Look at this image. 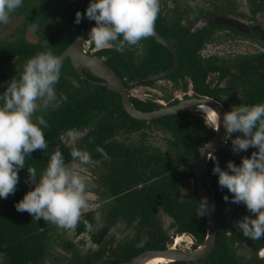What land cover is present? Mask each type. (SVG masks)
<instances>
[{
  "label": "trees",
  "instance_id": "obj_1",
  "mask_svg": "<svg viewBox=\"0 0 264 264\" xmlns=\"http://www.w3.org/2000/svg\"><path fill=\"white\" fill-rule=\"evenodd\" d=\"M192 1L174 0L175 4L170 8L168 0H164L155 24L162 35L174 42L179 53V68L171 76L176 87L179 86V78H183L185 82L180 84L181 87L189 89L190 77L195 96L213 97L229 111L240 103H264V54L257 56L261 64H253L252 57L233 60L206 57L202 52L207 43L214 41L215 31L228 27L212 24L193 31L182 24L185 15L198 18L223 14L256 19L258 12L264 14V0H248L250 14L240 11L236 0H208V5L203 6L192 4ZM89 3L90 0H24L23 7L10 17V20L22 19L14 37L2 38L0 34V92L13 77H19L28 59L49 50L60 56L94 24L95 21L86 16L81 23H75L76 12L84 13ZM4 25L0 24V28ZM34 26L37 27L35 40L28 32ZM258 37L264 41V29ZM89 53L111 66L129 90L152 85L154 82L144 79L170 68L174 62L171 51L157 42L154 36L120 50L115 45L98 49L90 40ZM84 74L86 77L77 72L70 59L67 60L56 85L59 103L36 113V116L43 115L48 122L49 126L44 129L48 147L26 158L15 193L7 199L0 198V264H47L51 238L55 236L57 227L43 219L36 221L28 212H18L15 204L34 187V184L25 182L29 175L27 167H35L39 176L57 149L64 154L65 163L70 167L78 161L70 155L73 144L89 151L92 161L98 164L93 171H101L98 182L105 186V191L100 194L106 196L107 202L86 214L77 227L78 234H90L96 249L84 253L73 241L61 237L62 247L73 255L68 264H96L105 256H118L120 261L132 260L146 249L164 248L159 245L160 241L169 238L164 216L171 218V228L176 232L188 233L200 242L206 238L207 213L203 216L196 214L201 199L192 182L197 159L216 132L208 126L211 123L196 111L150 122L138 120L125 110L121 95L112 90L103 78L87 69H84ZM211 75L213 77L208 81ZM165 100L174 102L168 98ZM132 101L143 111L163 106L155 97L143 99L133 96ZM72 131L83 132L84 135L68 144L65 136ZM156 131L167 135V147L150 146L149 135ZM123 136L129 140H121ZM98 147L104 149L107 158L97 151ZM253 151L257 149L234 153L229 139L214 153L215 159L209 162L217 193V244L204 264H264V258L259 255L264 248V238L251 240L235 226L239 213L254 214L249 213L243 203L231 202L232 194L227 188L219 187L218 175L212 171L217 161L222 168L227 167L229 160L239 165L242 158L251 156ZM225 195L229 196L227 202ZM119 225L133 233L114 246L118 236L112 234L111 229ZM146 227L156 228L149 233L151 242L136 246L140 233ZM244 245L250 248V256L241 253ZM120 261L107 264H119ZM172 264L193 263L178 261Z\"/></svg>",
  "mask_w": 264,
  "mask_h": 264
},
{
  "label": "clouds",
  "instance_id": "obj_2",
  "mask_svg": "<svg viewBox=\"0 0 264 264\" xmlns=\"http://www.w3.org/2000/svg\"><path fill=\"white\" fill-rule=\"evenodd\" d=\"M23 4L24 0H0V24H7L12 13ZM158 14V0H90L84 13L76 12L75 23H81L85 16L95 21L88 39L98 49L115 45L120 50L152 37ZM61 68V57L50 50L40 52L28 59L19 77H13L0 92L2 199L15 193L26 158L48 147L44 132L48 122L36 113L45 111L56 99ZM206 119L211 123L208 126L215 130L223 127L225 140H231L234 153L257 149L251 156L243 157L239 165L229 160L227 167L222 168L217 161L212 171L218 175L219 187L227 188L232 194L231 202L243 203L248 212L254 214L245 215L236 223V228L244 237L260 240L264 238V103H240L222 115L214 110L211 120L207 116ZM97 151L107 158L103 148L98 147ZM70 155L82 164L92 161L91 153L75 144ZM208 158L215 159V156L211 154ZM27 171L25 182L34 187L16 202V210L28 212L36 221L43 219L63 228H74L88 208L85 179L66 165L59 149L50 156L46 169L39 176L35 167H27ZM224 199L229 201V196L225 195ZM207 204V198H203L196 214L205 215ZM262 253L264 248L259 253L264 258Z\"/></svg>",
  "mask_w": 264,
  "mask_h": 264
},
{
  "label": "water",
  "instance_id": "obj_3",
  "mask_svg": "<svg viewBox=\"0 0 264 264\" xmlns=\"http://www.w3.org/2000/svg\"><path fill=\"white\" fill-rule=\"evenodd\" d=\"M162 0H158L159 9H161ZM95 24V23H94ZM89 26L83 34H81L59 57H61L62 68L67 60H71L74 68L83 75V69L86 68L93 74L103 78L109 87L115 92L119 93L122 97V102L125 110L134 118L141 121H153L162 119L166 116L182 114L191 110H202L205 104L214 108L221 115L226 112V108L218 101L212 98H189L180 101L176 104L164 106L157 110L143 111L135 106L131 96L126 88L121 77L118 73L109 66L102 58L92 55L86 51V44L90 41L88 39L91 28ZM154 38L157 42L163 44L169 48L175 56L174 65L166 71L155 73L149 79H163L173 74L179 66V56L174 45L164 37L156 28L154 31ZM61 68V69H62ZM228 141V140H227ZM227 141L225 140V130L221 126L219 130H216L214 137L205 145L200 156L197 159L195 166V180L196 188L199 198H207V235L203 242H198L196 249L185 250L178 247H171L164 250H150L143 252L136 256L132 262L124 264H148L151 260L158 257H165L167 262L165 264H172L174 262H195L206 261L211 253L214 251L217 244V223H216V211H217V193L213 186L211 174L209 171V155L214 154L219 149L223 148ZM149 229H145L142 232V239L139 244H142L146 240H150ZM173 241L170 238L169 242ZM104 260L98 264H103Z\"/></svg>",
  "mask_w": 264,
  "mask_h": 264
},
{
  "label": "flooded vegetation",
  "instance_id": "obj_4",
  "mask_svg": "<svg viewBox=\"0 0 264 264\" xmlns=\"http://www.w3.org/2000/svg\"><path fill=\"white\" fill-rule=\"evenodd\" d=\"M163 1L164 0H162L161 9H159V11H161L162 7L164 6ZM196 1H198V0H194L191 3L192 4H198V3H196ZM236 1L238 3V0H236ZM246 1H247V4H248V7H249V12H245L242 9V7H240L239 3H238V7H239L240 11H243V12H245L247 14H250L251 12H250L249 1L248 0H246ZM168 2H169V5H170V8L172 6H174V4H175L174 0H168ZM208 2H209L208 0H203L204 4H207ZM263 16H264V14L260 13V12H258L256 14V19H251V18H248V17L240 16V15L225 16L223 14L208 15L207 17H198V18H193V15H191V16L185 15L183 17V19H182V24L185 25V26L191 27V29L193 31L198 29V28H200V27H203L205 25L206 26L207 25L211 26L212 24H218V25H222V26L228 27L227 29H223V30L218 29V30L215 31L214 41H211V42L207 43L206 48L202 52L204 54V56H206V57H208V56H217V57H221L222 59H227V60L252 57L253 59H252L251 62L253 64H261V59H260V57L258 58L257 56H260V55L264 54V41L261 38L258 37V36H260L263 33V29H264V17ZM260 24H262L263 26H260ZM235 30L240 32V33H242V34H247V35L246 36H244L242 34L236 35L235 32H234ZM249 35L250 36H256L258 39L250 37ZM225 39H229L230 41L235 42V43H237L238 41H242V40H243V43H246V40H253L255 42L254 45L256 46L255 47L256 51L238 50V52H237L236 50H232V49L227 48L225 51H222V52L220 51V52H214L213 53L212 49L210 50V48H209L210 46L216 45V43L218 41H222V40H225ZM168 40L174 45V47H175V49L177 51V48H176L174 42H172L170 39H168ZM89 47H90V42H88L86 44V49H87L88 53H89ZM167 49L169 51H171L169 48H167ZM171 53L174 56V53L172 51H171ZM177 53H178V51H177ZM178 56H179V53H178ZM179 61H180V57H179ZM174 62H175V56H174ZM174 62H173V65H174ZM179 65H180V62H179ZM178 68H179V66H178ZM178 68H177V70H178ZM84 69H86V68H84ZM84 69H83V76L86 77V75L84 74ZM168 69H166V70H168ZM166 70H164V71H166ZM161 72H163V71H161ZM155 73H160V72H155ZM155 73H152L149 77L144 79L147 82H154L152 85H141V86L134 87V88H132L130 90L126 86L128 92H129V94L131 96V99H132L133 96L145 99L144 97H141V96H139L137 94V92H139L140 89L143 88V87L144 88H151V89H154L152 87H155L154 90H149V92H145V94L148 95L146 97L147 98L155 97L157 102L163 104L162 107L176 104L175 101H177V100H178V102H180V101H183V100H186V99H189V98H206L207 97V98L214 99L213 97H210V96H195V91H194V88H193L192 79L190 77H188V82H190L189 89L184 90L181 87V85H180L181 83L185 82L183 80V78H179V86L176 87L174 79H171V76L174 73L171 74L170 76L166 77V78H163V79L150 80L149 78L152 75H154ZM212 77L213 76L211 75V77H209L208 81H210V79ZM161 81H167L170 84V86H161L159 88H156L157 87V83H159ZM164 96H166V97L164 98ZM167 98L170 99V101H174V102L173 103H169L168 101L165 100ZM214 100H216V99H214ZM216 101H218V100H216ZM218 102H220V101H218ZM222 105L224 106V104H222ZM162 107H160V108H162ZM160 108H158V109H160ZM155 110H157V109H155ZM226 110L229 111L227 108H226ZM191 111H196L200 116H202L205 120H207L205 113H203L202 111H199V110H191ZM187 112H189V111H187ZM149 138H150V135H149ZM166 138H167V135H165L164 141H166ZM165 143H167V142H165ZM150 146L154 147V146H157V145L151 143ZM163 147H167V145L165 144V146H163ZM91 162H93V161H91ZM192 184H193V186L194 185L196 186L195 176H194V180H193ZM164 226H165V224H164ZM170 227H171V225H170ZM145 229H149V233H150L151 230L156 229V228H154V227H146V228H144L142 230V232ZM142 232L140 233L139 240L136 242V246H143L144 244H146L147 242H151V240H152L150 238L149 234H148L150 240H148V241L146 240L142 244H139L140 240L142 239ZM132 233H131V236H132ZM186 237H189V239L191 241L186 240L185 239ZM170 238L173 239V241L171 243L169 242ZM124 239L125 238L116 239L114 241V246H118L119 244L124 242ZM198 242H200V241L196 237H193L192 235H190L188 233H178V232L175 231V232H173V234L169 233V238L166 241H160L159 242V245L165 246L164 248H149V249H146L145 251H142L141 253L146 252V251H150V250H161V249L164 250V249L171 248V247H174V246L178 247V248H182L181 245H184V244L187 245V248H182V249L194 250V249H196V245H197ZM94 244H95L94 248L89 249V250H82L80 246H78L77 244L76 245H77V247H79V249L82 252L86 253V252H88L90 250H94V249L97 248L96 243H94ZM62 246H63V244H62ZM65 250L68 251V249H65ZM68 255H70V259H72L73 255H72L71 251H68ZM135 257H133L132 260ZM69 260L67 261V264L70 262ZM102 260H104L103 264H107L110 261L119 262L120 261V257H118V256H105V257L101 258L96 264H98ZM132 260H121L119 264L129 263V262H132ZM206 261H204V262L203 261H195V262H191V263H193V264H204ZM47 264H48V262H47Z\"/></svg>",
  "mask_w": 264,
  "mask_h": 264
},
{
  "label": "rangeland",
  "instance_id": "obj_5",
  "mask_svg": "<svg viewBox=\"0 0 264 264\" xmlns=\"http://www.w3.org/2000/svg\"><path fill=\"white\" fill-rule=\"evenodd\" d=\"M196 3L200 4V6H203L204 4L203 0H198L196 1ZM238 3L240 4V7H242V9L245 12H249V7H248L246 0H238ZM21 23H22L21 18H13L12 20H10L6 25L0 28L1 37L2 38H13L15 33L18 30V27L21 25ZM260 26H263V25L260 24ZM36 28L37 27L35 26L31 27L30 30L28 31L30 32L29 35H31V38H33L34 40L37 39V36L35 34ZM254 44L255 42L253 40H246V43H243V40L235 43V42L230 41L229 39H225L222 41H218L216 45L210 46L209 48L210 50L212 49L213 53L225 51L227 48L236 50L237 52L238 50L256 51L255 49L256 46ZM161 86H170V84L167 81H161L157 83L156 88H159ZM152 88L155 89V87H152ZM154 89L143 87L140 89L139 92H137V94L141 97L147 98L146 96L148 95H146L145 92H149V90H154ZM58 103L59 101L56 97V99L49 105V108L56 106ZM82 135H84L83 132L72 131V132H69L65 136V140L67 141L68 144H72L77 138H79ZM164 138H165V135L163 132L156 131V132L150 133L149 141L157 146H165L166 143L164 141ZM120 139L127 140V141L129 140V138H126L124 136ZM95 165H98V164L97 163L95 164L93 162H90L88 164H82L81 162L76 161L70 166L71 168L79 172V174L85 179L86 185H87L86 198L88 201V208L83 211L79 223L84 219V216L86 214L98 210L99 208L104 206L105 202H107L106 196L104 194L103 195L100 194V193H104L105 186L102 183L98 182L101 177V171L97 169L96 172H94L93 169L96 168ZM96 191H98V193ZM186 192H188V190ZM244 216L245 215H242L239 213L237 218L235 219V223H237ZM164 222L166 226L165 228L168 230L170 234H173L175 230L170 227L171 218L164 216ZM79 223L74 228H63V227L55 225L57 228L54 232L55 236L53 235L51 238L50 257L48 258V261H47L48 264H67V261L70 259V255H68V251H66L62 247L61 237L66 240L73 241L75 244L80 246L82 250H89V249L94 248L95 244L91 240L89 233H83V234L77 233V227ZM99 226L101 227L102 225H99ZM125 229L126 227L124 225H119V226L113 227L111 229V233L112 234L116 233L118 238L122 239L128 234L131 235L132 233V230H125ZM185 239L191 241L189 237H186ZM181 246L182 248H187V245L185 244ZM241 253H244L245 255L250 256L252 252L249 247L244 245L241 248ZM262 255H264V253H262ZM260 257H262L261 254H260Z\"/></svg>",
  "mask_w": 264,
  "mask_h": 264
},
{
  "label": "bare ground",
  "instance_id": "obj_6",
  "mask_svg": "<svg viewBox=\"0 0 264 264\" xmlns=\"http://www.w3.org/2000/svg\"><path fill=\"white\" fill-rule=\"evenodd\" d=\"M214 108L211 106L205 104L202 108V112L205 113V115L211 120V116L214 113ZM180 239V238H179ZM181 241V240H180ZM167 262V259L165 257H158L153 260H151L148 264H165Z\"/></svg>",
  "mask_w": 264,
  "mask_h": 264
}]
</instances>
